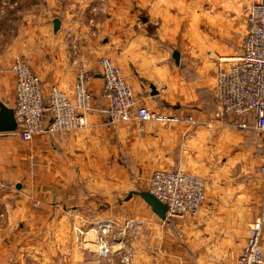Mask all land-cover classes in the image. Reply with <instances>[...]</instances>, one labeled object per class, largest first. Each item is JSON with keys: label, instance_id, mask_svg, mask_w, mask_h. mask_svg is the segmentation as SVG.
I'll list each match as a JSON object with an SVG mask.
<instances>
[{"label": "crops", "instance_id": "obj_1", "mask_svg": "<svg viewBox=\"0 0 264 264\" xmlns=\"http://www.w3.org/2000/svg\"><path fill=\"white\" fill-rule=\"evenodd\" d=\"M169 1L0 0V101L15 107L10 67L19 57L30 62L45 92L57 85L71 97L77 72L88 70L95 107L87 127L66 135L23 142L0 133L6 251L24 249L22 242L29 249L51 235L58 242L49 252L36 242L41 264L46 253L68 255L51 264H122L127 250L129 264H218L204 253L233 255V262L240 255L264 203V139L252 127L240 128L231 113L216 116L215 83L219 58L236 56L243 38L237 48L236 15L220 7L197 26L192 16L187 41ZM102 56L121 69L137 105L182 121L111 123L103 112ZM177 169L209 180L207 200L196 217L163 220L135 191L148 190L154 171ZM133 218L140 221L136 230ZM97 222H111L117 235L109 260L88 243ZM76 226L83 227L79 240Z\"/></svg>", "mask_w": 264, "mask_h": 264}, {"label": "built area", "instance_id": "obj_2", "mask_svg": "<svg viewBox=\"0 0 264 264\" xmlns=\"http://www.w3.org/2000/svg\"><path fill=\"white\" fill-rule=\"evenodd\" d=\"M246 32L242 51L237 56L221 57L217 62L215 95L219 103L216 116L231 113L240 118V128H254L264 139V0H249L243 7ZM103 77V110L111 123L136 118L142 122L178 123L182 117L160 113L137 105L133 88L115 62L106 56L98 59ZM15 79L14 115L18 123L16 134L30 142L39 135H66L88 125V115L94 110L90 86L93 74L81 68L77 74L73 97L57 85L45 92L40 76L30 62L17 58L10 67ZM189 121V120H188ZM264 174V164L261 166ZM148 191L168 207L167 218L189 215L195 217L207 199L208 179L187 171L156 170L149 179ZM36 206L38 204L36 203ZM140 221L133 226L137 229ZM101 260L113 255L112 224L97 223ZM112 235L113 238H108ZM132 252L121 256L122 264L131 262ZM232 264H264V203L248 230L246 244Z\"/></svg>", "mask_w": 264, "mask_h": 264}, {"label": "rangeland", "instance_id": "obj_3", "mask_svg": "<svg viewBox=\"0 0 264 264\" xmlns=\"http://www.w3.org/2000/svg\"><path fill=\"white\" fill-rule=\"evenodd\" d=\"M223 1H225V0H181V2H179L178 4H174L173 1L171 0V1H169V4H171L173 6L171 8V10H172L171 17L176 18L177 14H178L181 21L183 20V22L185 23V24L183 23V26L181 28V33L187 32V34H186L187 35L186 38L188 39L187 41H191V39H189V35H190V29L192 27L190 28L189 22L193 21L192 16L196 17V19H197L196 26H197L199 22H204V21L206 22L207 20H210L209 18H212L217 13L218 8H220V7L221 8H229L232 10L233 15H236V25H235L236 28L234 30V33H235V38L237 39L236 45H237V48H239V46H240L239 43H241V39L244 36L243 35L244 34L243 24L245 22V20H244L245 17H244V13H243V7L248 1L245 0L246 3H245V1L240 3L239 0H232L230 2H223ZM226 15L228 16L227 12H226ZM144 17L147 18L146 15H144ZM204 31H206V30H204ZM240 53H241V51L237 50V54H235V55L237 56ZM5 177H6L5 175H1L0 187H3V185L5 186L6 182L4 180H2ZM263 178H264V174H263ZM149 186H150V184H148V188H149ZM126 198L129 199L130 197H126ZM262 204H263V201H262L261 205ZM260 208H261V206H260ZM201 212L202 211H200L199 214ZM131 220H134V222H135L134 224H137V222H138L134 218ZM107 223L112 224L111 222H107ZM4 224H5V222H4L3 218L1 217L0 218V264H37L38 261L36 259V254H35V251H36L35 249H36V244H37L36 242H38V244L40 246L41 245L44 246L43 248L47 252L50 251V248H51V245L53 244V241L58 242V239H53L51 237V235H49L48 237H46L44 239V243L41 242V239H35L36 241L33 240L32 243H30L31 247L29 249H27L24 245V242H22V244H23L22 246H24L23 247L24 249H20L18 247V249L14 250L13 252H9V251H6V248H4L5 246H7L9 248V246L7 245L8 244L7 240L5 239V236H4V233L2 230V227ZM129 224H130V222H129ZM97 228H98V225H96L95 223H93L89 226V230L93 231L89 236V242H88L89 245L94 246L96 243L98 246V244H99L98 243L99 242V234H98ZM74 230L77 232V234H78L77 240H79V235L83 232V227L76 226V227H74ZM248 230H249V228H248ZM108 238L110 239L111 235H109ZM68 240H71V238L63 239L64 244L65 243L68 244ZM203 249L206 250L205 247ZM10 250H11V248H10ZM204 255L207 256L209 258V260H211L210 258H214V261L218 260V264H232L233 263V261H232L233 255L212 254L210 252L204 253ZM66 256H68V255L67 254L58 255V254L46 253V254H44V261H45V264H51L52 258H54L57 261L59 257H62V259H64V258H66ZM38 264H41V260H40V262H38Z\"/></svg>", "mask_w": 264, "mask_h": 264}, {"label": "water", "instance_id": "obj_4", "mask_svg": "<svg viewBox=\"0 0 264 264\" xmlns=\"http://www.w3.org/2000/svg\"><path fill=\"white\" fill-rule=\"evenodd\" d=\"M54 31L60 28V20L56 18L54 20ZM174 56L177 59L179 52L175 51ZM18 128V123L15 119L14 108L8 107L5 103L0 101V133H15ZM140 197H142L152 208L153 212L157 214L161 219H167L168 207L165 203L159 200L150 191H135ZM132 193L129 194V197Z\"/></svg>", "mask_w": 264, "mask_h": 264}]
</instances>
